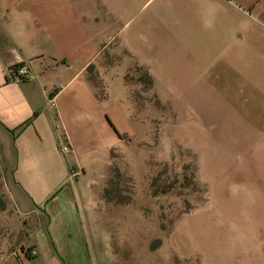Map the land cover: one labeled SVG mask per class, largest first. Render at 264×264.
Returning a JSON list of instances; mask_svg holds the SVG:
<instances>
[{"label":"crops","instance_id":"crops-1","mask_svg":"<svg viewBox=\"0 0 264 264\" xmlns=\"http://www.w3.org/2000/svg\"><path fill=\"white\" fill-rule=\"evenodd\" d=\"M17 55L23 83L8 73ZM146 78L175 100L189 153L229 159L215 195L264 238V0H0V137L32 231L0 264H84L100 159L148 130Z\"/></svg>","mask_w":264,"mask_h":264},{"label":"rangeland","instance_id":"rangeland-1","mask_svg":"<svg viewBox=\"0 0 264 264\" xmlns=\"http://www.w3.org/2000/svg\"><path fill=\"white\" fill-rule=\"evenodd\" d=\"M145 81L149 92L142 95L147 104L142 117L148 130L143 127L141 139L140 134L130 142L126 138L100 159L104 181L98 179L93 190L105 200L94 206L84 264H264V252L259 253L264 238L244 207L222 204L211 184L229 159L224 154L222 165L211 163L207 153H189L173 133L175 100L158 94L154 79ZM12 171L11 153H4L0 137V257L5 258L29 247L32 232L30 218L16 205ZM212 173L216 179H210Z\"/></svg>","mask_w":264,"mask_h":264},{"label":"built area","instance_id":"built-area-1","mask_svg":"<svg viewBox=\"0 0 264 264\" xmlns=\"http://www.w3.org/2000/svg\"><path fill=\"white\" fill-rule=\"evenodd\" d=\"M8 73L10 79L16 83H23L26 80L32 78V75L29 71L28 61L23 60L19 55L16 56L15 62L9 67ZM50 105L53 109L56 108V102L54 100H51ZM59 149L64 156L69 155L70 153L73 152V148L71 144L68 142L67 138L66 140L60 141ZM81 173H82V169L77 167L75 169H72L71 176L75 178L81 175ZM26 251H28L31 256H35L37 253L36 250L33 248H28L24 252Z\"/></svg>","mask_w":264,"mask_h":264},{"label":"trees","instance_id":"trees-1","mask_svg":"<svg viewBox=\"0 0 264 264\" xmlns=\"http://www.w3.org/2000/svg\"><path fill=\"white\" fill-rule=\"evenodd\" d=\"M26 254H27L28 256L32 257V256L29 254V252H28V251H26Z\"/></svg>","mask_w":264,"mask_h":264}]
</instances>
